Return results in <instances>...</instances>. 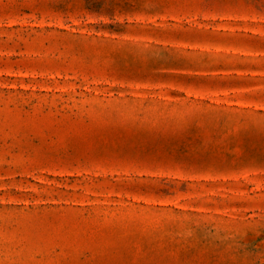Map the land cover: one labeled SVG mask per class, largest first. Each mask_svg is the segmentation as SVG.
Segmentation results:
<instances>
[{
	"label": "rangeland",
	"instance_id": "rangeland-1",
	"mask_svg": "<svg viewBox=\"0 0 264 264\" xmlns=\"http://www.w3.org/2000/svg\"><path fill=\"white\" fill-rule=\"evenodd\" d=\"M0 264H264V0H0Z\"/></svg>",
	"mask_w": 264,
	"mask_h": 264
}]
</instances>
